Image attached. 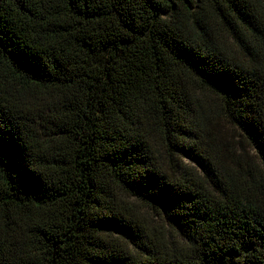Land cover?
Returning a JSON list of instances; mask_svg holds the SVG:
<instances>
[{"label":"trees","instance_id":"obj_1","mask_svg":"<svg viewBox=\"0 0 264 264\" xmlns=\"http://www.w3.org/2000/svg\"><path fill=\"white\" fill-rule=\"evenodd\" d=\"M0 264H264V0H0Z\"/></svg>","mask_w":264,"mask_h":264}]
</instances>
